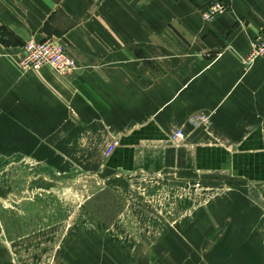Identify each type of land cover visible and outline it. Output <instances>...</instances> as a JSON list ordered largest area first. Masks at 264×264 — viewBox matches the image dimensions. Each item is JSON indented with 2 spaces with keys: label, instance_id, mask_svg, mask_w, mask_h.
<instances>
[{
  "label": "crops",
  "instance_id": "0c3cea01",
  "mask_svg": "<svg viewBox=\"0 0 264 264\" xmlns=\"http://www.w3.org/2000/svg\"><path fill=\"white\" fill-rule=\"evenodd\" d=\"M214 1L0 0V159L21 158L47 173L72 164L114 171L173 165L231 188L264 185V58L244 63L251 40L264 34V0H220L227 11L206 22L201 12ZM53 36L78 68L22 70L25 43ZM198 114L208 122L193 123ZM179 129L186 138L173 142ZM234 192L224 199L248 200ZM217 205L206 216L225 224L204 231L220 227L225 235L215 242L194 235L190 247L205 251L192 263L262 264L264 225L241 219L260 211ZM94 258L86 252L83 259Z\"/></svg>",
  "mask_w": 264,
  "mask_h": 264
},
{
  "label": "rangeland",
  "instance_id": "374dc122",
  "mask_svg": "<svg viewBox=\"0 0 264 264\" xmlns=\"http://www.w3.org/2000/svg\"><path fill=\"white\" fill-rule=\"evenodd\" d=\"M74 166L47 173L21 158L0 159V258L6 264H86V252L95 254L87 264H130L133 257L135 264L142 258L175 264L176 254V264H193L192 255L205 251L190 247L194 235H208L211 242L225 235L220 227L204 231L225 224L222 217L206 216L215 203L247 214L259 210V217L241 219L264 225V185L231 188L222 179L212 183L207 173L186 174L173 165L134 171ZM232 191L246 192L248 200L224 199ZM104 225L112 230L97 231ZM192 225L198 233L187 231ZM87 242L96 247L84 249ZM194 262L209 264L206 258Z\"/></svg>",
  "mask_w": 264,
  "mask_h": 264
},
{
  "label": "built area",
  "instance_id": "2783aa9c",
  "mask_svg": "<svg viewBox=\"0 0 264 264\" xmlns=\"http://www.w3.org/2000/svg\"><path fill=\"white\" fill-rule=\"evenodd\" d=\"M227 11L226 5L220 0H215L203 12V17L207 21L214 20L218 15ZM23 54L18 60L20 68L24 71H32L49 66L54 70L70 74L78 68V64L66 51L65 44L61 38L48 37L44 40H29L25 43ZM258 58H264V34L258 35L251 40V51L244 58V63L251 66ZM209 116L198 114L192 118L195 124L208 122ZM186 138L183 129L177 130L171 137L173 142H181ZM117 142L111 144L107 150L110 155L115 149Z\"/></svg>",
  "mask_w": 264,
  "mask_h": 264
}]
</instances>
